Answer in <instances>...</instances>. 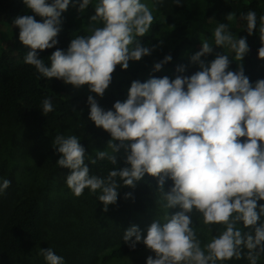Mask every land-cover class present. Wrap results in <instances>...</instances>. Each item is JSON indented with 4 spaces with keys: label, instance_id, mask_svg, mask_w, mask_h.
Wrapping results in <instances>:
<instances>
[{
    "label": "clouds",
    "instance_id": "obj_1",
    "mask_svg": "<svg viewBox=\"0 0 264 264\" xmlns=\"http://www.w3.org/2000/svg\"><path fill=\"white\" fill-rule=\"evenodd\" d=\"M164 0H155L162 5ZM184 0H173L181 6ZM27 9L40 16H18L13 23L19 28L20 42L30 48L24 63L34 66L44 78H56L74 88L87 85L89 91L103 97L112 81L117 65L123 70L129 61H139L152 49L142 46L154 21L152 10L141 0H99L95 14L90 17L88 36L72 39L66 51L57 48L51 56L50 67L39 58L38 50L54 48L61 31V15L70 3L83 13L91 0H23ZM247 32L257 28V15L249 10L242 17ZM227 19L231 20V13ZM259 38L262 46L258 57L264 60V16L260 17ZM95 22H102L96 27ZM215 45L230 46L235 59L242 61L249 47L246 38H234L228 25L220 23L214 30ZM213 46L207 41L192 57L201 70L191 76L170 79L152 77L146 82L133 81L126 101L114 103L105 111L89 95V119L108 132L111 139L107 149L97 151L98 160L117 165V154L123 150L126 167L114 168L107 178L90 174L85 163V148L76 135H57L52 141L60 158L59 167L67 168L66 184L76 197L87 188L104 205L115 204L118 198L117 177L123 186L135 188L147 173L157 179L163 207L179 206L181 211L157 219L142 236L138 226L128 228L123 235L129 247L143 243L155 254L146 264H224L246 256L257 264L264 256V79L253 85L245 75L242 64L229 70L227 55H217L206 65L201 57L211 54ZM172 60L170 55L154 65V71ZM184 66L177 72L183 73ZM53 111L49 98L42 102V113ZM243 139V141L241 140ZM119 143H116V142ZM166 179L173 186L165 192ZM11 186V180L0 181V194ZM131 197L126 193L125 198ZM199 213L209 232L219 225L223 230L203 244L193 227V213ZM242 224L243 231L238 225ZM135 237L133 240L132 238ZM245 250H247L245 252ZM47 264H65L64 258L52 248L40 249Z\"/></svg>",
    "mask_w": 264,
    "mask_h": 264
},
{
    "label": "trees",
    "instance_id": "obj_2",
    "mask_svg": "<svg viewBox=\"0 0 264 264\" xmlns=\"http://www.w3.org/2000/svg\"><path fill=\"white\" fill-rule=\"evenodd\" d=\"M141 2L152 10L154 21L149 32L137 39L142 46L152 49L151 54L139 61H129L126 70L117 65L111 84L100 97L90 92L87 85L77 89L56 78L49 80L42 77L34 66L24 63V56L30 48L20 42L19 28L13 21L24 15L34 16L41 23L44 18L27 9L23 0H0V26L8 30L17 29V33L11 30L12 33L3 36L2 40L8 42L6 45L0 43V145L8 140L10 134L16 135L11 128L17 124L44 133L37 150L25 149L22 156L25 162L21 165L20 161L12 162L10 158L1 161L0 158V181L11 180V186L0 194V264H47L39 253L40 249L49 247L64 258L65 264H111L147 249L143 243H137L132 249L130 242L122 238L133 225L138 226L142 236L147 235L152 219L151 209L164 203L156 178L146 173L135 188H131L123 186L117 177L121 185L117 202L108 205L105 212L103 203L98 201L99 191L93 194L86 188L82 196L76 197L66 184L70 170L58 165L56 168L47 166L52 160L56 164L60 158V154L57 159L53 158L57 151L52 141L57 135H63L70 125H75L78 134L84 138L100 140L97 145L92 144L95 147L89 141L80 140L91 175L107 178L114 168L128 166L123 159V150L117 154V165L98 159L91 164V160L97 157V151L111 150L107 149V142L103 140L104 130L89 119V95L105 111H114L115 102L126 101L133 81L143 83L152 77L175 79L178 75L191 76L201 70L191 57L200 51L205 41L213 46L211 54L201 57L206 65H210L218 54L227 55L231 61L229 70L237 71L241 63L253 85L264 79V60L258 57L262 46L259 28L260 17L264 16V0H184L181 6L173 4V0H164L162 5L156 4L155 7V0ZM98 3L99 0H91L83 13L78 11V6L70 3L61 15V31L56 37L58 44L42 52L38 50V56L46 66L50 67L49 57L57 48L66 51L72 39L91 34L88 30L90 17L95 14ZM249 10H254L257 15V28L252 35L248 34L247 21L242 18ZM230 13L231 20L227 19ZM220 23L228 25V31L234 38H246L249 51L242 61L235 59L230 46L215 45L214 30ZM94 26L102 27L103 24L95 22ZM168 55L172 60L164 64L160 71H154V65ZM179 66H184L183 73L177 72ZM45 98L53 104V111L46 116L42 113ZM28 136L33 141L34 137ZM172 186L173 181L166 179L165 192ZM126 193H131V197L126 199ZM261 203L264 201H258V204ZM259 223H264V217ZM193 227L203 246L208 230L199 213L193 217ZM239 227L249 231L242 224ZM219 232L220 229H217L214 235ZM147 257L135 259L131 264H146ZM224 264L250 262L245 256ZM257 264H264V256Z\"/></svg>",
    "mask_w": 264,
    "mask_h": 264
},
{
    "label": "rangeland",
    "instance_id": "obj_3",
    "mask_svg": "<svg viewBox=\"0 0 264 264\" xmlns=\"http://www.w3.org/2000/svg\"><path fill=\"white\" fill-rule=\"evenodd\" d=\"M13 30L15 33H17V29H11ZM11 30H8V29H5L4 27H1L0 26V43L3 44V45H6L8 42L7 41H3L2 38L5 34H10L12 33L13 31ZM73 87V86H72ZM14 130V133L16 132V135H13L10 134L8 136V140H6V142L2 145H0V158L1 161H3L4 158H6V161L10 158V160L12 162H15V161H20V165L22 163H24L25 161L22 159L24 156V151L27 147H30V148H33L35 150L38 149V145L40 146L42 144V135L44 133H41V132H38V131H35L32 129L29 130V129H26L24 127H20L19 124H17L16 126H13L11 128V131ZM41 133V134H39ZM28 135L34 137L33 138V141L32 140H29L28 139ZM70 135H76L79 140H82L84 139V141H89V143H91V145H97L98 142H100L99 138H95L93 140H89L87 137L88 140H86V138H84V136L78 134V131H77V128L75 125H70L69 127H67L65 130H64V133H63V136L67 137V136H70ZM103 137H105V139H103L105 142L108 143V141L111 139V136L108 132L104 131L103 132ZM28 136V137H27ZM82 144V142H80ZM92 145V146H93ZM107 146V144H106ZM95 147V146H93ZM59 153L56 152L55 156L53 158H56L57 159V155ZM25 159V158H24ZM57 161V160H56ZM49 162H51L49 160ZM47 166L50 167V168H56L57 167V164H54V161L52 160L51 162V165H49V163H47ZM90 193V192H89ZM178 211H181L180 208L178 209H166L162 206V204H159V205H156L153 209H151V216H152V219L149 221V223H153L155 220L159 219L161 220V223H163V218L164 216L168 213L169 216L175 214L176 212ZM195 215V212L193 213L192 215V219ZM239 227V225H238ZM217 229H220V231H222L223 229L217 225L215 227H213L212 231L211 232H206L205 234V237L208 239H206L204 241V244L208 243L212 236L214 235V232L216 233V230ZM201 240V239H200ZM153 256V258H155V254L153 252H151L150 250L146 249L144 251H141L140 253L136 254V255H130V256H127L125 258H122V259H119V260H115L113 261V263L111 264H131L135 259H139L141 257H147V256Z\"/></svg>",
    "mask_w": 264,
    "mask_h": 264
}]
</instances>
